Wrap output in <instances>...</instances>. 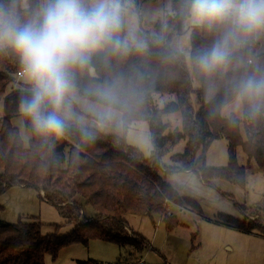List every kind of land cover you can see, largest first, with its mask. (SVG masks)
<instances>
[{
    "label": "trees",
    "instance_id": "obj_1",
    "mask_svg": "<svg viewBox=\"0 0 264 264\" xmlns=\"http://www.w3.org/2000/svg\"><path fill=\"white\" fill-rule=\"evenodd\" d=\"M154 25L155 32L169 42L185 35V24L179 15V0H170V8ZM212 40L210 34L191 29L190 51L209 46ZM259 47V42L254 44L251 55L264 63V53H259ZM133 65L145 72L147 85L142 106L126 119L123 129L126 132L137 121L147 122L152 144L149 157L129 145L124 136L114 134L99 133L95 142L87 144L82 143L76 134H71L45 144L23 117L31 133L26 147L19 129L12 123V117L20 114L18 101L28 85L13 89L18 64L11 56H0V99L4 97L3 115L0 116V196L13 186L34 189L46 201L65 209L69 221L75 223L71 233L60 235L57 232L44 234L42 223L34 217L15 224L0 221V264H45L46 254L55 259L62 247L87 245L92 239L119 246L124 255L115 264L139 263L150 242L128 227L126 215L146 214L153 223H156L155 217H159L168 229H173L180 220L178 216L165 213L168 203L197 215L204 212L199 201L182 195L161 171H188L197 175L204 184L218 189L215 184L218 180L245 187L249 168L264 170V118L255 121L242 119L233 125L219 116L210 115L228 102L224 89L220 86L215 96L210 98L206 87L193 73V78L190 76L183 60L162 63L152 55L141 66L139 59L133 56L115 70L127 73ZM106 74L107 70L97 63L95 75L103 77ZM193 79L199 82V88H194ZM154 93L174 94L176 100L158 109ZM192 93L197 94L201 101L197 111L190 103ZM171 112L181 113L182 127L165 134L167 124L162 115ZM242 124L246 138L241 132ZM218 138L227 141L228 162L223 167H211L206 164V153L211 142ZM181 140L185 141L184 151L173 154V166L164 168L161 157L167 146ZM238 147H242L247 155L246 165L237 160ZM78 196L83 197L95 211L94 216L86 217L82 213L76 202ZM234 204L245 217L218 213L215 222L242 232L264 235V219L260 218L264 209ZM81 217L84 222H80ZM127 230L132 236L127 234ZM77 264L112 263L89 258L77 260Z\"/></svg>",
    "mask_w": 264,
    "mask_h": 264
},
{
    "label": "clouds",
    "instance_id": "obj_2",
    "mask_svg": "<svg viewBox=\"0 0 264 264\" xmlns=\"http://www.w3.org/2000/svg\"><path fill=\"white\" fill-rule=\"evenodd\" d=\"M179 15L212 43L192 52L149 32L135 0H0V56L28 85L18 110L32 132L45 144L71 134L87 144L118 131L144 100L145 72L115 70L133 56L141 66L152 55L189 63L210 98L222 86L228 102L212 116L233 125L264 118V63L251 55L264 39V0H179Z\"/></svg>",
    "mask_w": 264,
    "mask_h": 264
},
{
    "label": "rangeland",
    "instance_id": "obj_3",
    "mask_svg": "<svg viewBox=\"0 0 264 264\" xmlns=\"http://www.w3.org/2000/svg\"><path fill=\"white\" fill-rule=\"evenodd\" d=\"M170 6V0H135V7L139 14L142 27L149 32H155V21L162 19L164 11ZM186 34L181 35L175 41L183 40L190 50L189 34L191 28L185 25ZM156 33V32H155ZM174 41V42H175ZM187 71L193 78L190 64L186 62ZM194 88H199V82L193 79ZM13 89H22L27 85L23 77H17L13 83ZM153 99L156 108L162 109L167 104L176 100L174 94L154 93ZM4 97L0 99V116L3 115ZM190 103L194 110L201 106L200 98L192 93ZM164 123L167 124L165 134L182 127V117L180 112L163 113ZM242 120V119H240ZM12 123L16 126L22 136L24 145L29 146L31 133L25 126L24 118L20 115L12 117ZM242 128V135L246 134ZM114 134L124 136L126 142L139 149L145 156L149 157L152 151L149 126L146 121L133 123L125 132L122 127ZM185 141L181 140L177 144L168 145L161 157L163 167L173 166L172 155L184 151ZM237 160L241 165L248 162L247 155L242 147L236 149ZM228 162L227 141L224 138L214 139L206 153V164L208 166L223 167ZM1 172V168H0ZM167 180L174 179L179 182L181 193L188 197H193L200 202L203 208V215L194 214L191 211L182 210L171 206L166 207L172 215L178 216L180 224L173 229H168L165 222L155 217L153 223L151 217L146 214H128L125 219L128 227L132 231L145 237L150 245L143 254L144 264H264V240L253 241L250 237L242 235L241 231L215 222L218 213H224L237 218L245 215L235 206V202L246 204L250 207H260L264 209V170L259 168H249L247 171L246 186H233L224 188L204 184L194 173L182 175V172L171 173L161 171ZM184 176L194 178L199 188L188 185L183 179ZM192 188V189H190ZM188 191H187V190ZM236 190V191H235ZM76 202L81 206L82 213L86 217L95 215V211L86 204L81 196L76 198ZM0 221L15 224L19 220L29 221L31 218H38L42 223V232L50 234L57 232L60 235H67L75 227V223L70 222L66 210L43 199L39 192L23 187L13 186L8 188L0 196ZM165 209V213L168 212ZM250 214V211L247 215ZM244 215V216H243ZM255 218V217H252ZM260 218L264 219L263 213ZM80 222H84L81 220ZM127 234L132 236L130 230ZM257 234V233H255ZM262 235V234H259ZM124 255L119 246L115 243L92 239L87 245L73 244L62 247L55 259L49 254L45 256V264H77V260L95 259L105 263L115 264ZM136 264H140L136 263Z\"/></svg>",
    "mask_w": 264,
    "mask_h": 264
},
{
    "label": "crops",
    "instance_id": "obj_4",
    "mask_svg": "<svg viewBox=\"0 0 264 264\" xmlns=\"http://www.w3.org/2000/svg\"><path fill=\"white\" fill-rule=\"evenodd\" d=\"M169 8H170V6H169ZM168 8V9H169ZM259 42V45H260V47H259V53H264V39H261L260 41H258ZM211 167H214V166H211ZM190 174V172H188V171H184V172H182V175H189ZM183 179L184 180H186L188 183V185H190V186H192V185H194L195 187H193V188H199L200 186L198 185V184H196V182H195V180H194V178H192V179H190V178H188V176H184L183 177ZM180 193L182 192L181 191V189L179 188V184H181V183H179V182H176V181H174V179H171V180H168ZM216 186H225L226 184L229 186V187H233V185H231L230 183H228L227 181H223V180H218L216 183ZM228 186H225L224 188H228L229 189V187ZM181 187V186H180ZM182 188V187H181ZM190 189H192V188H190ZM187 190V189H186ZM188 191V190H187ZM236 191V190H235ZM182 194V193H181ZM183 195V194H182ZM170 204V207L171 206H173L171 203H169ZM168 204V205H169ZM177 208V207H176ZM183 210V209H182ZM161 220V219H160ZM240 233H242V235H246V237H250L251 239H253V241H260L261 239L262 240H264V235H259V234H255L254 232H240Z\"/></svg>",
    "mask_w": 264,
    "mask_h": 264
},
{
    "label": "built area",
    "instance_id": "obj_5",
    "mask_svg": "<svg viewBox=\"0 0 264 264\" xmlns=\"http://www.w3.org/2000/svg\"><path fill=\"white\" fill-rule=\"evenodd\" d=\"M17 77H21V75H20V72L18 71V73H17ZM167 207V206H166ZM166 211H168V212H166V214H168V215H172V213H171V211L170 210H167L166 209ZM140 264H144V261L143 260H141L140 261Z\"/></svg>",
    "mask_w": 264,
    "mask_h": 264
}]
</instances>
